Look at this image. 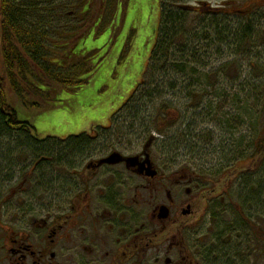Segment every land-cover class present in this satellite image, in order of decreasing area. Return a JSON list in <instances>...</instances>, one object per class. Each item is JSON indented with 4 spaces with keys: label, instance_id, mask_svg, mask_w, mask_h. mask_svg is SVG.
<instances>
[{
    "label": "flooded vegetation",
    "instance_id": "flooded-vegetation-1",
    "mask_svg": "<svg viewBox=\"0 0 264 264\" xmlns=\"http://www.w3.org/2000/svg\"><path fill=\"white\" fill-rule=\"evenodd\" d=\"M225 144L229 159L190 167L173 166L155 138L132 156L98 144L77 155L65 143L6 146L0 264H264L261 160L249 182L246 151Z\"/></svg>",
    "mask_w": 264,
    "mask_h": 264
},
{
    "label": "rangeland",
    "instance_id": "rangeland-1",
    "mask_svg": "<svg viewBox=\"0 0 264 264\" xmlns=\"http://www.w3.org/2000/svg\"><path fill=\"white\" fill-rule=\"evenodd\" d=\"M116 2V11L105 18L102 28L93 29L74 43L70 75L78 85L72 84L63 91L56 98L59 102L56 107H25L11 87L5 86V99L17 106L19 120L32 125L41 140L51 136L71 138L84 133L95 138L94 131L99 132L98 127L110 128L112 120L110 133L99 132L96 143H91L104 149L123 147L131 156L140 154L150 138H160L157 129L161 128L170 140L161 148L175 167L180 164L190 167L194 160H227L229 148L225 143L230 142L232 152L239 146L246 151L249 182L254 181L256 161L260 159H255L253 143L264 134V0H168L167 7L181 20H188V28L194 31L191 34L197 41L188 47L193 52L191 56L176 49L174 62L165 71L167 77L159 72L152 86L154 71L148 69L161 23L160 0ZM232 3L234 10L240 13L248 10V13L223 14L218 18L224 22L223 29L232 31L226 32L223 42L214 36L210 24L214 21L213 14L222 13ZM96 4L99 8L98 1ZM225 10L230 11L228 6ZM249 23L257 31L250 41L242 43L243 33L235 27ZM176 28L181 29L182 25ZM206 36H211V40L205 42ZM84 62L90 69L88 74L81 68ZM226 65L227 70L222 71ZM183 68L185 72L174 75ZM145 82L149 85L144 90L155 94L148 98L150 102L142 105L146 110L136 122L125 121L127 114L117 112L130 100L138 85ZM174 83L177 87L170 90ZM232 115L242 116L241 133L226 132L223 124ZM185 131L190 141L187 145L179 139ZM200 133H210L215 139L205 154L198 153L197 149ZM3 140L0 139L1 154L3 146L13 145ZM53 141L50 143L54 144ZM161 157L154 153L158 163ZM2 164L0 161V181L11 169L8 164ZM259 165L264 174V158Z\"/></svg>",
    "mask_w": 264,
    "mask_h": 264
},
{
    "label": "trees",
    "instance_id": "trees-1",
    "mask_svg": "<svg viewBox=\"0 0 264 264\" xmlns=\"http://www.w3.org/2000/svg\"><path fill=\"white\" fill-rule=\"evenodd\" d=\"M97 1L99 8L96 7ZM167 2L168 0H160L161 23L156 45L150 56L148 69H153L154 71L151 86L156 82L155 75H159V72H163L164 77H167L165 71L167 73L168 64L174 62L173 54L176 49L178 52L183 50L182 54L189 52V56H191L193 52L188 50V47L194 40L197 41L193 37L194 34H191L194 31L188 28V20L183 18L181 20L178 14H174L167 7ZM116 3V0H0V58L2 67V73L0 74V139L9 141L10 144H19L18 150L32 148V145L35 144H45L47 146L51 144L50 142L53 139L46 141L35 139L32 136L35 128L29 123L19 120L16 110L17 106L10 105L5 99V86L9 85L11 87L10 89L25 107H56V104L59 103L56 98L62 95L63 91L68 90L72 84L78 85L70 75L74 43L76 44L79 39L90 34L93 29L102 28L105 18L116 11ZM226 8L220 14H213L214 21L210 24L213 26L214 36L220 38L223 42V37L228 30L223 29L222 25L224 22L222 23L221 19L218 18L223 14L231 13L233 15V13L239 12L232 7L229 8L230 11L228 13L225 10ZM244 13H248V10L240 14ZM203 23L206 24L205 21ZM178 24L182 25L181 29H175ZM235 30H240L243 33L242 43L250 41L257 31H255L252 23L236 26ZM208 40H211V36L205 37V42ZM81 68L85 74L90 72L86 62ZM227 68L228 66L226 65L221 70L226 71ZM185 70V68L180 69L174 75H179ZM242 73L243 70L241 69ZM87 80L84 79L83 83H86ZM146 85L149 84L147 82L139 84V88L137 87V90L123 109L117 112L118 114H127L125 121L127 119L137 121V118L146 110L145 108L143 109L142 105L146 104L149 101L148 98L155 94L149 91L146 92L144 90ZM176 87L177 85L174 83L171 85L170 90ZM165 115L167 114L165 113ZM243 124L244 121L241 115H232L225 121L223 126L226 132L240 133L239 127L240 125L243 126ZM111 128L112 120L110 128L98 127L97 129H100V134L107 135L112 130ZM16 129L21 134L17 133ZM99 132L94 131L95 138L84 134L78 137H71L65 142H53L57 145L70 144V150L77 155L88 149V144H93L91 142L98 140ZM157 132L161 138H155L160 142L158 146H166L170 140L165 138L161 128H158ZM185 134H187L186 131L182 133L179 139L187 145L190 144V141ZM214 141L215 139L210 133H200L196 143L198 145L197 149L204 152L205 149L211 148ZM256 141L259 143L257 149L259 159L262 161L264 158V134L261 138L258 136L254 140V147ZM6 149V146H3L2 151ZM9 156V152L7 155L1 154L0 150L1 163L8 164Z\"/></svg>",
    "mask_w": 264,
    "mask_h": 264
},
{
    "label": "water",
    "instance_id": "water-1",
    "mask_svg": "<svg viewBox=\"0 0 264 264\" xmlns=\"http://www.w3.org/2000/svg\"><path fill=\"white\" fill-rule=\"evenodd\" d=\"M121 158V156L119 155V154H114V155H112L109 159H107L105 162H107V163H116L117 162V160H119ZM147 159H148V162H149V157H147ZM139 160V158L138 157H135V158H129L128 160H127V163H128V165L129 166H132V167H135V166H137V161ZM143 167V166H142ZM147 174L149 175V176H155V172H152L150 169H148V172H147Z\"/></svg>",
    "mask_w": 264,
    "mask_h": 264
}]
</instances>
